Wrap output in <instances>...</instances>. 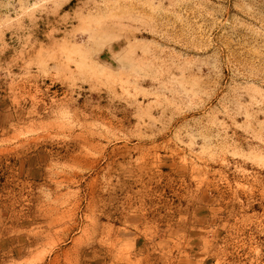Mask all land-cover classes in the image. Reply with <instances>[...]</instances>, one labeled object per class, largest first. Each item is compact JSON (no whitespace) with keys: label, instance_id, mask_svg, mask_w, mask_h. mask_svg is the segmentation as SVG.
<instances>
[{"label":"rangeland","instance_id":"374dc122","mask_svg":"<svg viewBox=\"0 0 264 264\" xmlns=\"http://www.w3.org/2000/svg\"><path fill=\"white\" fill-rule=\"evenodd\" d=\"M0 264H264V0H0Z\"/></svg>","mask_w":264,"mask_h":264}]
</instances>
